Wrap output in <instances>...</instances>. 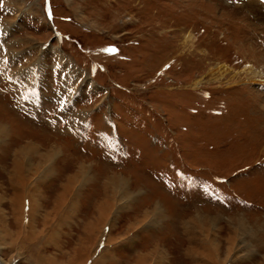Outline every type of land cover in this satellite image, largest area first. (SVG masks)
Listing matches in <instances>:
<instances>
[{
    "label": "rangeland",
    "instance_id": "obj_1",
    "mask_svg": "<svg viewBox=\"0 0 264 264\" xmlns=\"http://www.w3.org/2000/svg\"><path fill=\"white\" fill-rule=\"evenodd\" d=\"M44 1L0 0V57L9 58L0 72V191L13 193L6 172L23 189L20 161L22 216L41 185L45 208L56 196L49 180L61 188L48 215L62 206V218L38 220L44 232L32 240L53 241L66 224L51 252L59 260L68 251L87 262L98 249L95 264H264V7L48 0L50 18ZM37 61L31 85L57 62L59 93L73 89L59 124L12 79ZM6 76L18 85L8 90Z\"/></svg>",
    "mask_w": 264,
    "mask_h": 264
},
{
    "label": "crops",
    "instance_id": "obj_2",
    "mask_svg": "<svg viewBox=\"0 0 264 264\" xmlns=\"http://www.w3.org/2000/svg\"><path fill=\"white\" fill-rule=\"evenodd\" d=\"M10 160L11 159H9V161ZM7 162L8 160L6 162L4 161L2 166H5ZM1 170L2 169H0V171ZM9 175L10 173L6 172L5 179L9 185V188L11 189L13 193L12 195L8 193L5 196V194H3V190L1 189L0 201L2 199L5 200V197L7 198V203H8L7 205H8V209L10 210L9 213L10 214L12 213V219L15 225L17 226L18 231L16 232V235L13 236L12 230L8 228L6 225H4L5 223H7L8 213H7L6 208L0 207V264H22L21 261H25L27 259H28L27 261L35 262L36 264H78V261H80L81 263L82 262L84 263V261L86 260V256L83 258V260H76L79 258L77 257L74 258L73 254L70 255L68 254V251H66V254H67L66 258L59 260L55 255L51 253V252L56 253L57 252L56 250L61 249V245H60L61 242L60 240H57V238H58V235L61 236L62 234V230L60 232V228L62 226L67 227L68 225L66 224L58 227V235L56 239H54L53 241L41 240V238L40 239L38 238L39 240H32L33 238L37 237L38 235L44 232L42 230V227L39 229L38 226L36 225V222L38 220H41V222L44 225H47V224L49 225L52 221L56 219L55 217L58 216L61 219L62 218L61 215L64 214L63 210L61 211V209L63 208L62 206H60V208L57 209L58 212H56L55 215H53L52 217L50 214L48 215V212H50L53 209V205L56 204L57 196L61 193V188H59L60 185L56 183L55 184L52 183V181H55L54 180L55 178L50 179V180L48 179L49 181H51L50 188H53L56 191V196L52 199V204L49 206V208H45L42 204V201L46 198V195L42 187L43 185H41L40 193L36 194V196L34 197V200H32L33 201L32 203L35 204L33 206L32 214L27 215V216L26 214H24V216H22L23 213L19 212V200L21 198V195H24V192L22 190H19V188L18 189L16 188L12 180V177L10 179ZM49 181H47L46 183H49ZM31 187L32 186L29 185V187H27L28 188L27 190L31 189ZM33 191L35 190L31 189L28 191V193L33 194ZM25 195L23 197H25ZM29 197L32 199L31 195H29ZM58 219H56L55 222ZM50 235H52V233ZM24 239L26 240L25 243H24ZM102 242L104 244V241ZM48 245L53 246V248H57V249H52V251H48L47 250L48 248H46L48 247ZM5 250L7 251L4 252ZM85 251H87V249H83L78 252L80 257L83 255ZM98 251L99 250L97 249L93 255H91L90 257L88 256L87 259L89 260H87V262L85 261V264H95L94 258L98 257V255L100 254V252ZM100 264H103V261Z\"/></svg>",
    "mask_w": 264,
    "mask_h": 264
},
{
    "label": "bare ground",
    "instance_id": "obj_3",
    "mask_svg": "<svg viewBox=\"0 0 264 264\" xmlns=\"http://www.w3.org/2000/svg\"><path fill=\"white\" fill-rule=\"evenodd\" d=\"M20 153H21V155L22 156H25V155H28V154H30V148L28 147H23V148H21L20 149ZM19 165V168H18V170H16L15 171V175L16 176H19L18 178H16L17 179V181H19L21 184H22V187H23V189H22V191L24 192V195L26 194L25 193V191H24V186H23V184H24V176L22 175V161H20V163L18 164ZM77 177L75 176V177H73V178H71V180H74V179H76ZM69 181H70V179H69ZM71 188H70V186L67 184L66 186H65V188H64V193H66L67 191H69ZM24 195H21V198H23V196ZM26 196V195H25ZM19 198V197H18ZM32 199L34 200V198L32 197ZM19 202H20V200H19ZM21 204L22 205H25V199H24V201H22L21 202ZM61 204V203H60ZM103 205H104V203L102 204H100V206H99V209L100 210H105V211H107L106 209H104V207H103ZM20 206V205H19ZM29 206H31L32 208H33V206L34 205H32L31 204V202L28 200V204H27V208H29ZM57 210V209H56ZM101 214L102 215H104V213L103 212H101ZM104 218V217H103ZM102 218V219H103ZM108 220V219H107ZM107 220H105L106 222H107ZM103 225V224H102ZM212 232V231H211ZM94 236V235H93ZM89 238V237H88ZM205 238H207V237H205ZM208 240V239H207ZM210 241V240H209ZM230 241H234V240H230ZM233 243L234 242H232V243H230V246H231V248H233L234 247V245H233Z\"/></svg>",
    "mask_w": 264,
    "mask_h": 264
},
{
    "label": "snow or ice",
    "instance_id": "obj_4",
    "mask_svg": "<svg viewBox=\"0 0 264 264\" xmlns=\"http://www.w3.org/2000/svg\"><path fill=\"white\" fill-rule=\"evenodd\" d=\"M49 16H50V18H51V14H50V13H49ZM104 51H107V52H109V53H115L116 49H114V48H109V49H105ZM105 231H107V229H105Z\"/></svg>",
    "mask_w": 264,
    "mask_h": 264
}]
</instances>
